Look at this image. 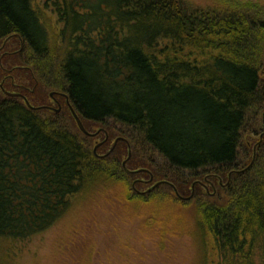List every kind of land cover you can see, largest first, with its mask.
Here are the masks:
<instances>
[{
    "label": "trees",
    "instance_id": "obj_1",
    "mask_svg": "<svg viewBox=\"0 0 264 264\" xmlns=\"http://www.w3.org/2000/svg\"><path fill=\"white\" fill-rule=\"evenodd\" d=\"M115 185L156 233L192 207L203 264H264V0H0V264Z\"/></svg>",
    "mask_w": 264,
    "mask_h": 264
},
{
    "label": "rangeland",
    "instance_id": "obj_2",
    "mask_svg": "<svg viewBox=\"0 0 264 264\" xmlns=\"http://www.w3.org/2000/svg\"><path fill=\"white\" fill-rule=\"evenodd\" d=\"M186 1L205 7L216 0ZM115 140L110 142L111 148ZM131 155L128 150L124 160ZM162 200L129 202L121 185L90 189L49 229L8 243L11 250L6 264H203L201 241L192 232V207L188 213L182 212L177 229L165 234L152 230L156 226L149 220L151 212L168 208ZM156 214V218L162 217Z\"/></svg>",
    "mask_w": 264,
    "mask_h": 264
},
{
    "label": "water",
    "instance_id": "obj_3",
    "mask_svg": "<svg viewBox=\"0 0 264 264\" xmlns=\"http://www.w3.org/2000/svg\"><path fill=\"white\" fill-rule=\"evenodd\" d=\"M51 95L53 96V94H51ZM27 104H28L29 106L33 107L32 105H30L29 101H27ZM70 108H71V111H72V113H73V115H74V117H75V119H76V121H77V124H78V126L80 127V129H81L84 133H86V134L94 135V133L89 132V131L85 128V126H84L83 123H82V120H81L80 116L78 115V113L75 111V109H74L71 105H70ZM55 109H56V108H55ZM60 109H61V107L59 106L56 110H57V111H60ZM95 133H96V132H95ZM117 141H118V138H116V140H115V142H114V145H113V147L111 148V150L114 148V146L116 145ZM98 146H99V143H97L96 146H95V148H94V151H95V152L97 151ZM111 150H110V151H111ZM110 151H109V152H110ZM130 155H131V150L129 149V157H130ZM126 161H127V160H124V161H123V165H124V166H126ZM160 183H162V181H158V182H156L155 184H153V186H152L151 188L148 189V191H150L151 189L155 188V187L158 186ZM193 187H194V186H193ZM176 192H177V190H176Z\"/></svg>",
    "mask_w": 264,
    "mask_h": 264
}]
</instances>
